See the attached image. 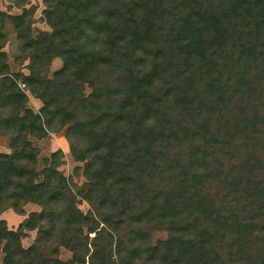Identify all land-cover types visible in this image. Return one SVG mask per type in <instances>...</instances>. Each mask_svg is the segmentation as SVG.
<instances>
[{
	"label": "trees",
	"instance_id": "trees-1",
	"mask_svg": "<svg viewBox=\"0 0 264 264\" xmlns=\"http://www.w3.org/2000/svg\"><path fill=\"white\" fill-rule=\"evenodd\" d=\"M45 2L63 66L22 79L43 104L34 114L0 46V132L26 150L28 136L66 128L72 159L94 163L92 212L60 172L36 170L34 148L1 156L0 209L40 206L49 241L24 249L0 221V264H264V0ZM10 19L21 51L46 65V41ZM36 226L32 214L21 228ZM155 229L168 237L151 247Z\"/></svg>",
	"mask_w": 264,
	"mask_h": 264
},
{
	"label": "rangeland",
	"instance_id": "rangeland-1",
	"mask_svg": "<svg viewBox=\"0 0 264 264\" xmlns=\"http://www.w3.org/2000/svg\"><path fill=\"white\" fill-rule=\"evenodd\" d=\"M46 0H0V32L3 36L0 39L1 51L5 53V63L9 70L10 77L18 75L17 78H13L16 82V88L26 95L25 109L31 111L34 114H38L42 107V102L32 95L26 88V85L22 82L25 77H31L32 74L38 72V75L43 78L51 79L53 73L63 66V60L55 54L52 48L48 49V43L53 40V30L49 19L47 18V13L50 11ZM24 17L25 18V29H29L32 35L38 37L41 35L39 40H45L47 45L46 48L42 47L40 50L47 52L44 56L46 65L39 66L37 63L32 62L33 56H29L30 52L23 53L21 51L22 42L19 41L17 32L12 26L11 17ZM27 27V28H26ZM43 53V52H42ZM38 63L41 60L36 59ZM4 76H0L2 80ZM92 92V88L88 87L87 84L83 86V95L85 97L89 96ZM12 107V106H11ZM9 107L0 106V113H7ZM22 113L19 112L18 116ZM58 127V126H55ZM66 128H63L60 132L52 133L50 132L47 137L38 139L36 137L28 136L27 139L31 143V147L26 148V150L16 149L11 146V142L8 137L10 133L8 131L0 132V157L4 155H14L22 154L29 155L31 148L37 155L36 170L40 171L44 168L58 171L65 178L71 194H76L75 201L76 207L80 210L83 215H87L92 212L91 206L83 199L82 195L86 192L87 186L85 179L88 171L93 168L94 163L89 160L83 162H78L72 159L69 152V145L64 137V132ZM1 134H5L2 137ZM84 142H82L83 144ZM57 155V164L50 161L51 155ZM43 177H41L42 179ZM82 191V194L77 193ZM62 199H56L53 204H51V213L53 214L57 208H59L63 203ZM32 214H37V226L34 229L21 228L23 224L28 221V218ZM94 214V213H93ZM92 214V215H93ZM0 221H2L7 230L16 232L18 240L24 249L29 248L33 245H38V243H47L49 233H48V220L45 216H42L41 207L34 205L32 203H23L19 206V210L15 211L12 207L4 205L0 209ZM83 233L86 231V225L82 222ZM92 235H89L91 237ZM168 235L167 232L160 229L152 230L148 242L151 247H154L158 241H165ZM5 242L0 244V263L4 258L3 247ZM56 252V258L61 261H68L71 254L62 247L54 245L53 248ZM46 250L43 249L41 253Z\"/></svg>",
	"mask_w": 264,
	"mask_h": 264
}]
</instances>
